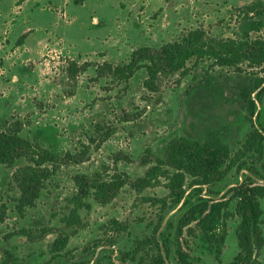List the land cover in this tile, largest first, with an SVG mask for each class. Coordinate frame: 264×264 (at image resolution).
Returning a JSON list of instances; mask_svg holds the SVG:
<instances>
[{
	"label": "rangeland",
	"instance_id": "obj_1",
	"mask_svg": "<svg viewBox=\"0 0 264 264\" xmlns=\"http://www.w3.org/2000/svg\"><path fill=\"white\" fill-rule=\"evenodd\" d=\"M251 2L264 5V0H0V49L22 56L14 61L0 55V131L19 120L21 136L62 156L88 144L96 123L116 127L101 144L88 147L83 161L58 166L36 204L21 215L15 207L19 192L14 174L27 162L20 159L11 167L0 166V213L4 216L0 220V264H89L92 259L91 264H110L109 258L118 264L121 253L133 248L134 238H145L155 224L157 207L145 198H159L167 192L163 185L139 190L134 186L149 166L144 162L146 152L150 163L163 156L171 138L202 140L212 132L232 151L239 148L252 129L245 117V94L256 75L244 64L236 69L213 65L208 58L196 65L191 61L183 71L160 73L158 90L152 93L142 86L143 69L125 84L107 78L96 80L92 66L74 77L68 76L66 68L70 60L77 64L120 63L138 46L157 48L195 28L211 37L238 38L246 17L237 8ZM73 7L81 19L77 24L78 20L66 28L56 23L46 27L59 16L68 23ZM26 17L34 19L36 28L29 31L30 39L34 35L42 39L38 56L18 50ZM250 35L264 36V26ZM258 76L264 77V72ZM257 109L256 123L264 132V92ZM125 112L131 119L120 121ZM243 171L233 168L217 188L243 179ZM122 173L128 181L108 203L96 201L91 191L86 195L78 192L77 176L109 180ZM78 200L82 202L78 209L81 223L68 228L61 222L62 215ZM261 205L264 210V198ZM233 206L234 202L231 209ZM175 211L167 214L168 219ZM262 218L264 235V213ZM111 219L126 223L127 229L120 233L110 230ZM237 221L236 217L228 221L220 262L194 237L184 234L189 246H182L198 257L197 264H228L238 251ZM62 233L71 234L68 244L53 254L50 245ZM107 239L114 240L110 245L113 251L101 250V242ZM148 250L156 249L151 246ZM144 251H139L136 259ZM170 255L169 264H176L173 248ZM259 260L264 264V247Z\"/></svg>",
	"mask_w": 264,
	"mask_h": 264
},
{
	"label": "trees",
	"instance_id": "obj_2",
	"mask_svg": "<svg viewBox=\"0 0 264 264\" xmlns=\"http://www.w3.org/2000/svg\"><path fill=\"white\" fill-rule=\"evenodd\" d=\"M237 10L246 17L243 33L238 38L211 37L203 29L195 28L157 48L138 46L131 51L127 60L120 63L77 64L70 60L67 64L69 77L92 66L96 80L107 78L125 84L139 69H143L145 78L142 86L151 93L158 90L157 78L160 73L183 71L189 62L196 65L205 58L210 59L213 65L236 69L244 64L256 74L251 89L245 94L248 100V115L245 117L252 129L237 150L232 151L218 133L212 132L202 140L186 136L171 138L164 146L163 156L155 157L150 163L146 155L148 152L145 153L144 162L149 166L135 180L134 186L139 190L163 185L167 192L159 198H145L157 207L155 224L145 238H134L133 248L121 253V261H129L130 264H167L173 248L176 264H197L198 257L192 256L182 246H189L185 234L198 239L201 246L220 262L228 235V221L236 217L238 221L234 233L238 251L228 264H261L259 256L264 247V210L261 205V199L264 198V132L256 120L260 115L258 102H261L264 92V77L258 76L264 72V36L252 37L250 33L264 26V5L251 2ZM25 35L18 38L19 43ZM130 119L131 114L127 112L119 117L120 121ZM21 128V122L15 120L0 131V166L11 167L20 159L27 162L14 174L19 192L15 207L20 215L26 208L36 204L45 182L58 166L64 162L83 161L91 144H101L116 129L111 124L96 123L92 135L87 138L88 144H82L81 148H74L72 152L67 151L61 156L37 141L21 136ZM233 168L237 172L244 168L243 179L238 178L235 183L218 189V185ZM75 181L81 195L91 191L96 201L108 203L128 181V176L122 173L109 180L77 176ZM80 205L82 202L78 200L62 215L61 222L66 227L73 229L81 223L78 212ZM174 209L173 218H169L164 229L159 232L164 218ZM0 220H4L1 213ZM108 225L110 230L117 233L127 229L126 223L116 219H111ZM70 235L58 234L50 245L51 253L63 251ZM101 243H104L101 250L113 251L110 246L114 243L113 239ZM151 246L156 249L155 252L148 250ZM144 249V254L136 259L139 251ZM109 262L117 264L112 258H109Z\"/></svg>",
	"mask_w": 264,
	"mask_h": 264
},
{
	"label": "crops",
	"instance_id": "obj_3",
	"mask_svg": "<svg viewBox=\"0 0 264 264\" xmlns=\"http://www.w3.org/2000/svg\"><path fill=\"white\" fill-rule=\"evenodd\" d=\"M73 9V11L72 12H70L71 10ZM71 10H70V8H69V10L70 11H68V12H70V13H72V18L70 17V21H68V23L66 22V21H64L60 16H59V18L58 19H56L54 22H52V20L51 21H49L48 23H47V26L46 27H49V26H51V25H53V24H58L60 27H63V28H66L67 27V24H71L72 22H75V21H77V22H75V24H77L78 22H79V20H81L80 19V17H77V13L76 12H78V11H76L75 10V7H73ZM76 11V12H75ZM26 18H28V17H26ZM13 22L15 21V20H12ZM29 21L31 22V25L29 26ZM25 22V25L23 26V31H22V33H24V34H26L25 35V37L23 38V40H22V42H21V45L18 47L19 49L18 50H21L22 51V54H27V53H29V54H31V55H39L38 54V52H37V48H39L40 46V43H41V41H42V39H40V35H34V37L35 38H33L32 40L30 39V36H28V34L32 31V30H35L36 28L34 27L35 26V23H34V19L33 20H29V18H28V20H24L22 23H24ZM52 22V23H51ZM60 23V24H59ZM75 24H74V26H75ZM43 25V24H42ZM80 25L78 24V27H79ZM46 27H42L43 29H45ZM30 31V32H29ZM3 46V45H2ZM5 46V45H4ZM13 53V54H12ZM0 55L2 56V58L4 59V60H14V59H20L22 56H19V55H16V52L15 51H13V52H10V51H8L6 48H4L3 50L2 49H0ZM15 61V60H14ZM10 83V82H9ZM5 85V84H4ZM8 85V84H7ZM6 85V86H7Z\"/></svg>",
	"mask_w": 264,
	"mask_h": 264
},
{
	"label": "water",
	"instance_id": "obj_4",
	"mask_svg": "<svg viewBox=\"0 0 264 264\" xmlns=\"http://www.w3.org/2000/svg\"><path fill=\"white\" fill-rule=\"evenodd\" d=\"M167 219H168V215L164 218V220H163V222H162V224H161V226H160V228H159V232H160V230L162 229V227H163V225L165 224V222H166ZM161 248H162V245H161ZM115 252H116V249H115ZM162 252H163V249H162ZM92 261H93V259L90 261L89 264H91ZM116 262H118V264H130V263L127 262V261H117V260H116ZM167 264H169V263H167Z\"/></svg>",
	"mask_w": 264,
	"mask_h": 264
}]
</instances>
